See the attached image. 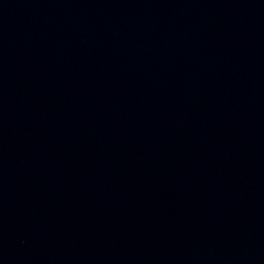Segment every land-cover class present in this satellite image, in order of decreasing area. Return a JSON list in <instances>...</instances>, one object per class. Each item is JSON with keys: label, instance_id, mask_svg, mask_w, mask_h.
I'll return each mask as SVG.
<instances>
[{"label": "water", "instance_id": "obj_1", "mask_svg": "<svg viewBox=\"0 0 264 264\" xmlns=\"http://www.w3.org/2000/svg\"><path fill=\"white\" fill-rule=\"evenodd\" d=\"M0 264H264V0H0Z\"/></svg>", "mask_w": 264, "mask_h": 264}]
</instances>
